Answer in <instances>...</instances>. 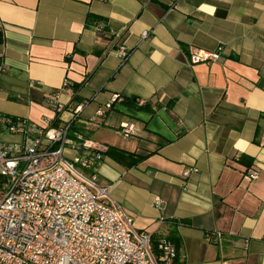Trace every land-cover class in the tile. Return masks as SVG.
<instances>
[{
  "label": "crops",
  "instance_id": "crops-1",
  "mask_svg": "<svg viewBox=\"0 0 264 264\" xmlns=\"http://www.w3.org/2000/svg\"><path fill=\"white\" fill-rule=\"evenodd\" d=\"M76 104L71 135L138 156L97 183L168 264H264V0H0V114L58 128Z\"/></svg>",
  "mask_w": 264,
  "mask_h": 264
},
{
  "label": "built area",
  "instance_id": "built-area-1",
  "mask_svg": "<svg viewBox=\"0 0 264 264\" xmlns=\"http://www.w3.org/2000/svg\"><path fill=\"white\" fill-rule=\"evenodd\" d=\"M221 51L196 50L189 62H214ZM129 54L123 46L116 50L121 64ZM83 107L76 104L73 120L58 128L0 114V132L19 137L18 142L0 141V264L170 263L177 257L173 244L160 240L154 248L151 235L136 231L111 201L110 187L97 183V166L107 149L70 134ZM119 132L128 137L134 126L122 123ZM191 172L196 170L184 176ZM257 178L253 170L244 176L248 182ZM153 203L158 207L161 200ZM212 236L219 243L220 234Z\"/></svg>",
  "mask_w": 264,
  "mask_h": 264
},
{
  "label": "trees",
  "instance_id": "trees-1",
  "mask_svg": "<svg viewBox=\"0 0 264 264\" xmlns=\"http://www.w3.org/2000/svg\"><path fill=\"white\" fill-rule=\"evenodd\" d=\"M75 129H76V126H72V130H75ZM104 154L121 163L128 164V165H135V163L139 161L138 156L125 153L123 151L116 150V149H107V151ZM154 248H155V245H154Z\"/></svg>",
  "mask_w": 264,
  "mask_h": 264
},
{
  "label": "rangeland",
  "instance_id": "rangeland-1",
  "mask_svg": "<svg viewBox=\"0 0 264 264\" xmlns=\"http://www.w3.org/2000/svg\"><path fill=\"white\" fill-rule=\"evenodd\" d=\"M0 138H2V139H8V140H10V139H13V138H11V137H10V136H8V135L1 136Z\"/></svg>",
  "mask_w": 264,
  "mask_h": 264
}]
</instances>
